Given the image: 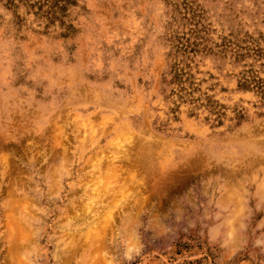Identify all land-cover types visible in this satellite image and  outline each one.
<instances>
[{"label":"rangeland","instance_id":"374dc122","mask_svg":"<svg viewBox=\"0 0 264 264\" xmlns=\"http://www.w3.org/2000/svg\"><path fill=\"white\" fill-rule=\"evenodd\" d=\"M0 264H264V0H0Z\"/></svg>","mask_w":264,"mask_h":264}]
</instances>
